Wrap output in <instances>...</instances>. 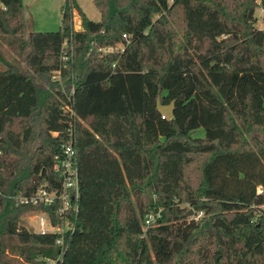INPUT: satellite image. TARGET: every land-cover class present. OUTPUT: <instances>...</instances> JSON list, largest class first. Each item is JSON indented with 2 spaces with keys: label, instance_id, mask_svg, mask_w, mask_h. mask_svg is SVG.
<instances>
[{
  "label": "trees",
  "instance_id": "1",
  "mask_svg": "<svg viewBox=\"0 0 264 264\" xmlns=\"http://www.w3.org/2000/svg\"><path fill=\"white\" fill-rule=\"evenodd\" d=\"M93 4L99 21L64 0L58 30L23 39L29 73L0 71V264L58 256L56 234L20 222L49 208L15 196L42 183L58 189L64 105L75 112L79 206L55 264H264V29L255 26L256 0ZM25 25L22 0H0V35L23 36ZM118 43L121 50L100 49ZM157 101L174 102L171 118ZM149 214L156 218L145 228Z\"/></svg>",
  "mask_w": 264,
  "mask_h": 264
},
{
  "label": "built area",
  "instance_id": "2",
  "mask_svg": "<svg viewBox=\"0 0 264 264\" xmlns=\"http://www.w3.org/2000/svg\"><path fill=\"white\" fill-rule=\"evenodd\" d=\"M126 38V34H123ZM68 41H64L62 44V58L68 59L71 49L64 52V46ZM103 52L113 51V46L100 48ZM60 73V71H57ZM73 90V88H72ZM62 111L69 117L67 127L65 129V139L60 144V154L55 156V162L53 169L58 173L60 178V185L58 189H49L45 183H42L31 194L28 195H16L15 201L18 204H30V205H45L49 208L48 213L38 210H32L28 212L29 218L35 221V225H26L24 221L21 224L27 228L33 227L34 233L45 234L54 233L55 245L58 247V256L54 260H47L49 264H55L57 260H61L66 247V236L72 234L75 231L74 217L78 213V201H79V171L78 161L75 148V128L71 119L75 116V112L70 105H64ZM164 117V115H162ZM58 131H53V135H57ZM203 215V212H199L193 218L198 219ZM61 218L60 223L55 224L53 222L54 217ZM153 217L147 216L145 219V228L151 223Z\"/></svg>",
  "mask_w": 264,
  "mask_h": 264
},
{
  "label": "rangeland",
  "instance_id": "3",
  "mask_svg": "<svg viewBox=\"0 0 264 264\" xmlns=\"http://www.w3.org/2000/svg\"><path fill=\"white\" fill-rule=\"evenodd\" d=\"M84 14L92 21H99L100 13L93 4V0H76ZM64 0H22L23 19L25 21V31L23 36L14 37L11 35H0V71L9 67L15 68L22 72L29 73L25 64L24 58L27 46L23 45V39L27 37L31 31H56L61 25V9ZM257 7L255 16L257 18L255 26L264 29V5L263 0H256ZM74 29H81V18L76 11L73 12ZM64 52L72 48V45L67 42L64 46ZM123 45L121 43L113 46V50H121ZM72 50V49H71ZM71 52V51H70ZM69 57V56H68ZM59 77V72H55L52 78ZM18 127V124H16ZM194 136H203L202 129L193 132ZM203 157H198L196 163H199ZM195 168V167H194ZM192 167L188 168L190 171ZM186 203H180L179 208H186ZM264 208V206H263ZM150 215V214H149ZM148 215V216H149ZM30 214L23 215L22 220L26 225H35V221L30 220ZM153 219L156 218L151 215ZM21 222V221H20ZM262 255V260H263Z\"/></svg>",
  "mask_w": 264,
  "mask_h": 264
},
{
  "label": "water",
  "instance_id": "4",
  "mask_svg": "<svg viewBox=\"0 0 264 264\" xmlns=\"http://www.w3.org/2000/svg\"><path fill=\"white\" fill-rule=\"evenodd\" d=\"M173 107H174V102H170L169 104H161L159 101H157V110L162 114L164 115L165 118H171L172 115H173ZM194 213V210L191 209L190 211H188L185 215L186 216H191L193 215ZM23 222V220H22ZM29 231L31 233H33V227H29L28 228ZM263 261H264V256H263Z\"/></svg>",
  "mask_w": 264,
  "mask_h": 264
},
{
  "label": "crops",
  "instance_id": "5",
  "mask_svg": "<svg viewBox=\"0 0 264 264\" xmlns=\"http://www.w3.org/2000/svg\"><path fill=\"white\" fill-rule=\"evenodd\" d=\"M32 32V31H31Z\"/></svg>",
  "mask_w": 264,
  "mask_h": 264
}]
</instances>
